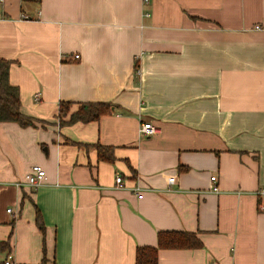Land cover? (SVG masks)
Masks as SVG:
<instances>
[{"label":"crops","instance_id":"crops-1","mask_svg":"<svg viewBox=\"0 0 264 264\" xmlns=\"http://www.w3.org/2000/svg\"><path fill=\"white\" fill-rule=\"evenodd\" d=\"M0 58L42 120L0 122V264H136L161 230L203 246L159 264H264V0H0ZM62 101L113 108L61 125Z\"/></svg>","mask_w":264,"mask_h":264},{"label":"trees","instance_id":"trees-1","mask_svg":"<svg viewBox=\"0 0 264 264\" xmlns=\"http://www.w3.org/2000/svg\"><path fill=\"white\" fill-rule=\"evenodd\" d=\"M11 60L0 58V122H17L22 127L36 126L42 120L23 113L21 110V97L19 87L10 80ZM113 106L108 102L82 103L78 109L71 112L72 103L62 101L60 103L58 117L61 125L75 124L78 122H90L98 120L103 115L109 114ZM68 117V119H65ZM100 160L114 162L115 149L112 146L102 144L95 145ZM36 222L40 230L45 233V223L41 211L36 209ZM8 245L0 243V249L4 250ZM203 246L202 239L195 232L161 230L158 232V244L156 246L141 245L136 249V264H159V252L161 249H194Z\"/></svg>","mask_w":264,"mask_h":264},{"label":"built area","instance_id":"built-area-1","mask_svg":"<svg viewBox=\"0 0 264 264\" xmlns=\"http://www.w3.org/2000/svg\"><path fill=\"white\" fill-rule=\"evenodd\" d=\"M4 1V0H2ZM148 1V0H145ZM147 16H149L150 14L147 13ZM24 18H26V16H23ZM260 26L257 25L256 28H259ZM159 131V128L157 126H155L152 122H145L142 123L139 127V134L144 137L146 136H151L153 134H156ZM47 179V172L45 170V168L40 165V164H35L31 167L30 172L26 175V185H29L32 188H39L41 185L44 184L45 180ZM212 180H216V176H212L211 177ZM175 177L174 176H170L169 177V183L173 184L175 182ZM116 183L119 187L123 186V179L122 177H117L116 178ZM25 183L19 182L17 183L18 186H22ZM135 190L137 192V194L139 195V197L143 196V192H142V187L140 185V183H138L135 187ZM214 191H218L219 187L215 186L213 188ZM255 194L258 197V207L259 210L261 212H264V186H261L260 188H258L255 191ZM12 209H8V211L10 212ZM12 257H13V253H9L8 254V258L5 261V264H12Z\"/></svg>","mask_w":264,"mask_h":264}]
</instances>
